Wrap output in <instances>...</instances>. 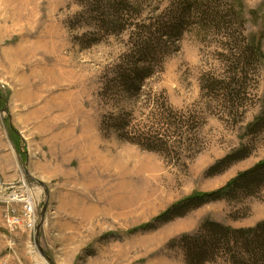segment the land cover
I'll return each instance as SVG.
<instances>
[{
    "label": "rangeland",
    "instance_id": "rangeland-1",
    "mask_svg": "<svg viewBox=\"0 0 264 264\" xmlns=\"http://www.w3.org/2000/svg\"><path fill=\"white\" fill-rule=\"evenodd\" d=\"M261 161L264 0H0V181L42 196L32 232L0 216V244L29 239L44 264H189L181 238L207 221H264V180L155 218ZM214 256L264 264L244 244Z\"/></svg>",
    "mask_w": 264,
    "mask_h": 264
},
{
    "label": "trees",
    "instance_id": "trees-1",
    "mask_svg": "<svg viewBox=\"0 0 264 264\" xmlns=\"http://www.w3.org/2000/svg\"><path fill=\"white\" fill-rule=\"evenodd\" d=\"M183 21V20H182ZM182 28V22L176 27L178 31ZM234 156H227L224 162L234 159ZM264 180V161L259 162L253 168L240 173L222 189L195 193L186 199L179 201L164 213L155 218V223L167 222L175 217L184 216L192 210L203 205L222 199H229L239 188L250 186ZM154 224H145L143 228H149ZM182 244L187 249L189 264H203L205 258L215 257L217 250L232 249L235 246H244L248 252L253 254L260 251L264 254V221L255 227L235 229L225 226L219 222L207 221L203 228L195 235H183ZM256 247H259L260 250ZM257 249V250H256Z\"/></svg>",
    "mask_w": 264,
    "mask_h": 264
},
{
    "label": "built area",
    "instance_id": "built-area-1",
    "mask_svg": "<svg viewBox=\"0 0 264 264\" xmlns=\"http://www.w3.org/2000/svg\"><path fill=\"white\" fill-rule=\"evenodd\" d=\"M42 196L38 188L22 182L0 181V216L9 226L10 233L25 228L29 231L37 229L39 207ZM22 208L17 209L18 206Z\"/></svg>",
    "mask_w": 264,
    "mask_h": 264
},
{
    "label": "crops",
    "instance_id": "crops-1",
    "mask_svg": "<svg viewBox=\"0 0 264 264\" xmlns=\"http://www.w3.org/2000/svg\"><path fill=\"white\" fill-rule=\"evenodd\" d=\"M8 241L6 243L1 242L0 244V251L1 249L3 250L0 255V264H44L41 261L43 257L37 254L35 245L31 240H26L24 242L25 246H22L21 250L11 248L14 243L16 247L17 240Z\"/></svg>",
    "mask_w": 264,
    "mask_h": 264
},
{
    "label": "bare ground",
    "instance_id": "bare-ground-1",
    "mask_svg": "<svg viewBox=\"0 0 264 264\" xmlns=\"http://www.w3.org/2000/svg\"><path fill=\"white\" fill-rule=\"evenodd\" d=\"M44 263V262H43ZM46 263V262H45Z\"/></svg>",
    "mask_w": 264,
    "mask_h": 264
}]
</instances>
